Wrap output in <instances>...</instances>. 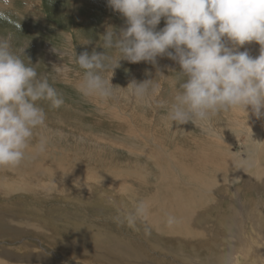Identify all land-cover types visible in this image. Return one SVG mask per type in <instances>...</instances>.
Segmentation results:
<instances>
[{
  "label": "bare ground",
  "instance_id": "obj_1",
  "mask_svg": "<svg viewBox=\"0 0 264 264\" xmlns=\"http://www.w3.org/2000/svg\"><path fill=\"white\" fill-rule=\"evenodd\" d=\"M258 47L249 43L239 51L257 57ZM176 65L166 56L167 70H175ZM137 74L139 68L133 71ZM174 81L167 75L165 86L170 85V92L165 98L154 95V118L142 113L143 100L118 89L120 98L109 107L111 115L125 125L117 130L118 137H107V131H90L85 137L86 131L80 130V137L75 135L78 146L70 150L73 146L62 145V139L52 135L59 123L46 118V127L33 140L35 144L40 136L46 137V150L30 153L18 167L0 168V242L4 245L0 264L149 263L142 246L129 240L131 236L124 234L129 238L125 239L108 229L116 219L127 224L125 216L141 202L148 211L137 219L136 235L150 234L152 246L176 256L178 264H257L264 254V238H258L264 230V118H255L250 109L248 117L241 109L221 110L212 118L213 133L191 122L171 124L160 110H168L178 87ZM41 106L45 109L42 102ZM20 195L45 203L73 202L94 218L88 222L84 214L59 207L51 213L28 210L24 207L28 202L17 198ZM169 216L175 218L171 226L166 222ZM58 222L74 229L76 238L60 239ZM246 223L256 235L251 246L258 250L251 247L242 254L240 250L250 243L239 241L237 232H243ZM101 236L110 242L93 241ZM30 238L38 239L39 245L29 243ZM49 238L58 244L59 261L45 255L40 246ZM22 239L23 243L12 244ZM83 254L101 262L79 256ZM258 264H264L263 257Z\"/></svg>",
  "mask_w": 264,
  "mask_h": 264
},
{
  "label": "clouds",
  "instance_id": "obj_2",
  "mask_svg": "<svg viewBox=\"0 0 264 264\" xmlns=\"http://www.w3.org/2000/svg\"><path fill=\"white\" fill-rule=\"evenodd\" d=\"M108 6L126 22L120 30L109 26L102 36L103 49L87 51L73 62L83 70L77 90L86 99L105 101L113 94L110 79L121 59L130 63L156 64L167 56L179 65L178 87L165 119L171 124L191 122L209 133L212 118L221 110L241 109L257 119L264 118V0H107ZM13 0H0V20ZM162 18L165 26L157 30ZM20 28V24L17 25ZM259 45L252 57L239 49L249 43ZM26 47L13 50L12 36H0V168L18 167L30 153H43L47 138L37 131L46 127L41 102L52 109L64 105L63 96L40 75L29 61ZM58 75L70 69L53 65ZM174 84L177 81L173 82ZM153 79L132 80L120 88L138 100L150 95ZM247 121V120H246ZM247 125V124H246ZM141 202L125 216L128 227L147 214ZM175 218L169 216L171 226Z\"/></svg>",
  "mask_w": 264,
  "mask_h": 264
},
{
  "label": "rangeland",
  "instance_id": "obj_3",
  "mask_svg": "<svg viewBox=\"0 0 264 264\" xmlns=\"http://www.w3.org/2000/svg\"><path fill=\"white\" fill-rule=\"evenodd\" d=\"M6 12L8 19L0 20V36L6 37L11 34L14 51L21 47H26L22 54L25 62L29 61L31 65H36L38 74L47 75L49 78V83L52 84V86L64 98V105L58 109H52L49 107L47 102H42V104L45 107L44 110L46 112V118L59 123L58 126L53 125L55 126V129H57V133L52 135L56 138L62 139V145L70 147L73 146L70 150L77 148L79 140L77 137H80V130L86 131L85 133H82L85 137L90 131H98L102 133L107 131V137H110V135L113 134L118 137L117 130L120 127V129L125 128V125L122 123L120 124V122L111 115V112H109V107L112 108V102L115 100L117 101V99L120 98L118 96V89L121 90L120 88H126L129 81L134 79L137 83H140L147 79H153L154 87L151 90L150 95L143 99V106H140V108L143 109L142 113L146 112L145 114L147 117L151 118H154V95H164L163 97L165 98L167 96V91L170 92V85H168L169 83L167 84V87L165 86L167 75H170L171 77L173 76V78L178 81L177 73L175 72L179 71V65H176L175 70H167L164 67L166 56L157 57L155 65L147 62L134 64L128 62L127 60L121 59L118 62L119 67L113 70V75L110 79V84L113 87H116L113 89L112 96L105 101L95 100L97 103L95 102L93 104L92 98H88L89 100L84 98L77 90L83 70L79 69L78 65L73 62L74 52L77 56L85 51L90 54L93 51L98 54L105 52L107 55L113 56V50L103 49L102 36L109 26H112L117 30L126 27L125 19L108 6L107 0H13V6L7 9ZM19 24L20 28L17 27ZM164 26L165 21L162 18L160 24L157 26V30H160ZM252 44H254V42H252ZM62 64L67 66L70 71L66 75H58L54 73L52 70L53 65L61 66ZM136 68H139L140 74L134 76L133 71ZM125 93L128 94L127 92ZM148 99L153 104L149 105ZM99 105L103 107L100 106L101 108H99ZM123 105L124 104H122V106ZM166 113V109L160 110V114L166 115ZM59 131H61L62 134L59 135ZM76 134L77 137H75ZM125 140L128 143H132V141L127 139ZM141 145L142 144H140V146ZM142 146L146 147L144 144ZM117 152L125 155L123 150H117ZM17 198L19 201L24 200L25 202H28L24 204V207H28V210L29 208H35L37 210L42 208L49 212H54L56 209L59 210V208H64L73 211L72 213H74V215H76V213L77 215L84 214L87 221L94 218L92 217L94 216L92 212L77 209L79 206L73 202H62L61 200H58L47 202V204L41 200H36V202L35 199H32L30 196L24 197L23 195H20V197ZM1 202L2 199L0 200V203ZM74 206L76 207L74 208ZM58 210L57 213H59ZM31 212L29 215H31ZM35 213L38 215L39 211ZM98 218L105 219L102 215H99ZM241 221L237 223L242 224ZM56 225L58 226L57 228L58 232L60 233V239L73 240L76 238L73 235L75 233L74 229L70 227H64V225H61L60 222L56 223ZM247 226L248 225L246 223V229L244 228L246 231L242 229L243 232L239 230L237 232L239 241L245 239L244 242L247 241L250 243L247 244L249 247L246 246L243 247L244 249L240 250L243 251L242 254L244 251H249V248L251 250L253 248L251 245H255L256 243V235H254V232H252L254 230ZM108 227V229L117 232V234L121 235L122 237H124V234L126 236L128 235L129 238L131 236V239L126 236L125 237L129 240H132L134 243L139 244V246H142L141 249L145 251L144 254L148 256L149 262L143 264H159V260H162L163 262H160V264H178L180 261L176 256L154 248V246H152V244H154V239L151 238L150 234L143 235L141 232V234H138V232V235H136V232L133 228L128 227L127 224L120 222L118 219H116L114 222H110ZM260 232L263 233H261L258 238H264V230L261 229ZM141 235L143 236L141 237ZM34 237L37 236L34 235ZM23 240L24 239L18 242H13L12 244H21L24 242ZM26 240H28L29 243L31 242L35 244L36 246L39 245L38 239L30 238ZM93 241L96 243H102L103 241L104 245H107L110 242V240L105 236L94 238ZM262 242H264V240ZM57 245L58 244L54 240L49 238L46 243L43 242V244L40 246L47 252L45 255L59 261L61 255L58 252V249L56 250ZM1 246L4 245L0 242V247ZM254 248L252 251L258 250V248ZM62 251L66 253V250L63 249ZM199 254L201 255H198V257L200 256L204 258V253ZM79 256L88 260L91 259L90 261L94 263L101 262L96 260L97 258H93L94 256L91 255L83 254ZM195 256H197V254ZM240 257H242V255ZM262 257L264 258V254L263 256H258L256 262L257 264L258 262H261Z\"/></svg>",
  "mask_w": 264,
  "mask_h": 264
}]
</instances>
